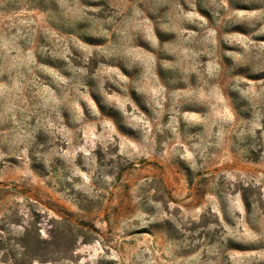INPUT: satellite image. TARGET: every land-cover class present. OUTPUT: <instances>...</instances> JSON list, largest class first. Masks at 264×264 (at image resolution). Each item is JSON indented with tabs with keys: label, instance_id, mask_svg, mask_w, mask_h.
<instances>
[{
	"label": "rangeland",
	"instance_id": "rangeland-1",
	"mask_svg": "<svg viewBox=\"0 0 264 264\" xmlns=\"http://www.w3.org/2000/svg\"><path fill=\"white\" fill-rule=\"evenodd\" d=\"M0 264H264V0H0Z\"/></svg>",
	"mask_w": 264,
	"mask_h": 264
}]
</instances>
